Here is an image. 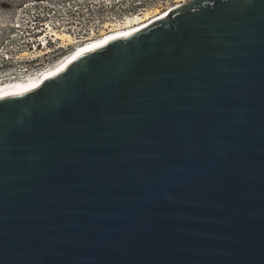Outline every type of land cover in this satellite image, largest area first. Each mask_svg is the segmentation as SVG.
<instances>
[{
    "label": "water",
    "instance_id": "1",
    "mask_svg": "<svg viewBox=\"0 0 264 264\" xmlns=\"http://www.w3.org/2000/svg\"><path fill=\"white\" fill-rule=\"evenodd\" d=\"M0 264H264V0L0 91Z\"/></svg>",
    "mask_w": 264,
    "mask_h": 264
},
{
    "label": "built area",
    "instance_id": "2",
    "mask_svg": "<svg viewBox=\"0 0 264 264\" xmlns=\"http://www.w3.org/2000/svg\"><path fill=\"white\" fill-rule=\"evenodd\" d=\"M137 6L126 0H73L68 6L39 1L10 11L0 84L27 82L56 70L80 49L113 33V27L123 24L127 16L141 14L136 10L143 5ZM109 15L115 19L111 21ZM58 34L68 35V39L60 40Z\"/></svg>",
    "mask_w": 264,
    "mask_h": 264
},
{
    "label": "bare ground",
    "instance_id": "3",
    "mask_svg": "<svg viewBox=\"0 0 264 264\" xmlns=\"http://www.w3.org/2000/svg\"><path fill=\"white\" fill-rule=\"evenodd\" d=\"M185 1V2H184ZM178 2H184L182 6L187 5L186 0H178ZM181 4V3H180ZM181 5L177 6L174 9H171L167 14L159 17L158 15L159 10H147L141 14H135L133 16H127L125 22L121 25L114 26L111 34L101 38V40L94 42L93 44L80 49L76 54L68 58L64 61L56 70L49 72L47 74H43L41 77H37L34 79H30L27 82L24 81H15V82H6L0 84V91L16 87L23 84H30V83H47L51 80H54L60 77L62 74L67 72L74 64L80 62L84 57L91 55L95 52L104 50L110 47L113 43L118 42L124 39H130L139 32L145 30L152 24L156 23L157 21L167 17L171 12L174 10L182 7ZM58 39L66 41L68 39V35H57Z\"/></svg>",
    "mask_w": 264,
    "mask_h": 264
},
{
    "label": "rangeland",
    "instance_id": "4",
    "mask_svg": "<svg viewBox=\"0 0 264 264\" xmlns=\"http://www.w3.org/2000/svg\"><path fill=\"white\" fill-rule=\"evenodd\" d=\"M39 1H49L51 3L58 4L61 6H68L73 2V0H0V59L2 53L6 50L5 40L9 35V30L11 29V16L9 14L10 11L13 12V10L19 9L26 3ZM126 2H134L138 6L143 5L139 6L141 7L140 11L136 10V12L140 13H143L147 10L157 9L159 10V13H161L157 17L159 18L163 16V14H167L171 9H174L175 6L183 4L185 1L178 2V0H126ZM109 18L111 21L115 19L114 15H109Z\"/></svg>",
    "mask_w": 264,
    "mask_h": 264
}]
</instances>
